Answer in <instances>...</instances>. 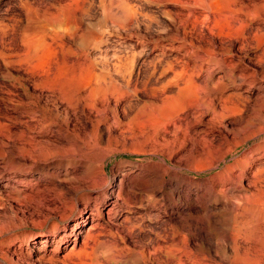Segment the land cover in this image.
I'll use <instances>...</instances> for the list:
<instances>
[{"label":"rangeland","instance_id":"rangeland-1","mask_svg":"<svg viewBox=\"0 0 264 264\" xmlns=\"http://www.w3.org/2000/svg\"><path fill=\"white\" fill-rule=\"evenodd\" d=\"M191 3L0 0V264H264V10Z\"/></svg>","mask_w":264,"mask_h":264},{"label":"bare ground","instance_id":"bare-ground-1","mask_svg":"<svg viewBox=\"0 0 264 264\" xmlns=\"http://www.w3.org/2000/svg\"><path fill=\"white\" fill-rule=\"evenodd\" d=\"M188 2H192L191 4H192V6H193V4L195 5V6H204L202 9L203 10H206L207 9V6L206 5H204V3H203V0H187ZM205 2V1H204ZM225 2H226V6H224V9L225 10H223L222 8H218V7H213V6H211L210 5V7H208V9L206 10L210 15H211V17H214V18H216V16H217V18H218V15H220V14H223V12H227L228 14H230V15H245L246 16V18L248 19V20H251L253 17H255V16H259L260 14H263V11H262V13L260 12V9L262 10V8H263V10H264V0H225ZM206 3V2H205ZM200 7H198V8H200ZM193 8V7H192ZM194 8H196V7H194ZM201 9V10H202ZM199 10V9H198ZM198 13V12H197ZM196 13V14H197ZM203 13V12H202ZM182 15V14H181ZM189 15V14H188ZM199 15H200V13H199ZM264 15V14H263ZM186 16H187V13H186ZM229 17H232V16H229ZM235 17V16H234ZM193 18H195V17H193ZM216 18V19H217ZM191 19V18H190ZM197 20V19H196ZM195 20V21H196ZM201 20V19H200ZM230 20V19H229ZM194 21V22H195ZM221 21H223V20H221ZM227 22V21H226ZM229 23V22H228ZM227 24V23H226ZM180 25V24H179ZM182 27V26H181ZM196 27V26H195ZM92 29H93V27H92ZM243 29V28H242ZM209 30V29H208ZM90 30H88L87 32H89ZM210 31V30H209ZM219 31V30H218ZM221 31V30H220ZM196 32V31H195ZM222 32V31H221ZM220 33V32H219ZM221 34H223V33H221ZM82 35V34H81ZM83 35H85V34H83ZM89 35V34H88ZM240 35V34H239ZM189 36V35H188ZM232 37V36H231ZM235 37V36H234ZM207 41V40H206ZM86 42H88V41H86ZM193 42V41H192ZM201 42H203V41H201ZM229 44V43H228ZM227 44V45H228ZM243 44V43H242ZM205 45H207V44H205ZM210 46V45H209ZM207 48V47H206ZM213 48V47H212ZM211 48V49H212ZM208 51L210 50V48H208L207 49ZM204 51H206V49H204ZM208 51H207V53H208ZM212 50H210V52H211ZM226 51H228V50H226ZM210 52H209V54H210ZM208 54V55H209ZM211 54H212V52H211ZM210 58H211V56H210ZM91 65V64H90ZM237 66L238 65V63L237 62H235V63H233L232 64V68L234 67V66ZM92 66V65H91ZM94 66H95V64H94ZM88 68V67H87ZM92 68V67H91ZM91 68H88L87 70H86V72H87V76H84L85 78H87L88 76H89V78H91V80H92V84L93 85H91L90 86V88L88 87V91H87V93L85 94L87 97H89V98H95V97H97L98 95H113L114 93H118V92H121V90L122 89H119L120 87H118L117 86V82L115 83L114 81H112L111 79V75H110V73L109 72H106L105 70L104 71H101V70H99L98 72L96 71H94L93 69H91ZM107 69V68H106ZM82 72H84V71H82ZM68 73V72H67ZM114 73V72H113ZM84 75H86V74H84ZM251 75V74H250ZM249 75V76H250ZM252 76V75H251ZM73 77V76H72ZM80 77H81V75H80ZM190 77V76H189ZM188 77V79H187V82H188V80H190V78H191V80H192V77H190L189 78ZM242 77H243V74H238L235 78H234V80L233 81H236V79L237 80H240V79H242ZM250 78V77H249ZM252 78V77H251ZM82 79V78H81ZM107 79H108V81H107ZM254 79V78H253ZM74 80V79H73ZM77 80V79H76ZM80 79H78L77 81H79ZM191 80H190V83H191ZM250 80V79H249ZM243 81V80H242ZM186 82V84L185 85H183V86H187L188 85V83ZM71 82H69V84H70ZM128 83V82H127ZM250 83V82H249ZM69 84L67 85V87L69 86ZM170 84V83H169ZM71 85V84H70ZM73 85V86H72ZM71 85V89H70V87H68L70 90H69V97H71L72 98V101H73V99H74V101L73 102H75V100H77L78 101V99H81V97H85V95L84 96H82L81 95V90H80V85H78V84H72ZM88 85V84H87ZM166 85H168V84H166ZM225 84H223L222 86H224ZM119 86H120V84H119ZM164 86V85H163ZM173 85H169V86H167V88L164 90H160V91H157V92H155L154 93V91L153 92H151L150 93V95L152 94V96L153 95H155V97H156V95L158 96V97H170V95L172 94V96L175 94V91H174V94H173V92H171V94H165V92L166 91H170L171 90V87H172ZM174 86H176V85H174ZM84 86H82V88H83ZM188 87V86H187ZM187 87H186V90H185V87H184V90H183V87L181 88L182 89V91H184L183 93H181V94H179V95H181L182 97H181V100H183V104H184V106H185V103L184 102H190V101H193L194 99H195V97H196V87L195 86H193V84L187 89ZM177 88V87H176ZM220 88V86L218 87V90H222V88L221 89H219ZM86 89V88H85ZM118 90H120V91H118ZM85 91V90H84ZM136 92V91H135ZM181 92V91H180ZM179 92V93H180ZM59 93H61V92H59ZM85 93V92H84ZM124 92H122L121 94H123ZM129 93V92H128ZM154 93V94H153ZM168 93V92H167ZM218 93V92H217ZM127 94V93H126ZM220 94V93H219ZM149 95V94H148ZM69 97H68V99H69ZM174 97V96H173ZM175 98V97H174ZM180 98V97H179ZM86 99V98H85ZM172 99V98H171ZM70 100V99H69ZM162 100H164V98L162 99ZM167 100H170V99H167ZM173 100V99H172ZM71 101V100H70ZM80 102V101H79ZM179 102H180V99H179ZM180 104V103H179ZM190 104V103H189ZM182 105V104H181ZM110 216V215H109ZM79 223V222H78ZM227 228H229V227H227ZM231 228V227H230ZM230 228H229V231L226 229V230H223V231H225V232H223V234H221L222 232L221 231H219V232H221L220 234L222 235V237H220V238H222V240H223V244L218 248V247H216V250H217V248L219 249V251H218V253H220V254H217V255H219L223 260H225L226 261V263L228 262V263H232L233 264V262H237V261H241V260H243L244 258H245V255H242L241 253V255L238 253V251H237V246H235V244H236V237L238 236V235H240V233L242 232L239 228L238 229H233V228H231L232 229V231L230 230ZM71 230H73V228H71ZM231 231V232H230ZM87 235V234H86ZM85 235V236H86ZM88 236V235H87ZM219 237V236H218ZM219 241V240H218ZM221 241V240H220ZM219 241V244L221 243ZM218 243V242H217ZM213 245V244H212ZM216 245V244H215ZM213 249H215V246H214V248ZM212 250V249H211ZM215 250V251H216ZM214 251V252H215ZM170 252V251H169ZM209 252V251H208ZM217 252V251H216ZM216 252H215V254H216ZM168 253V252H167ZM171 253V252H170ZM213 254V253H212ZM170 255V254H169ZM211 255V254H210ZM216 257V256H215ZM218 257V256H217ZM224 261V262H225ZM244 261V260H243ZM139 262V261H138ZM155 262H157L158 263V261H155ZM220 262V261H219ZM157 263H155V264H157ZM168 263V262H167ZM217 264H218V262H216ZM222 263V262H221ZM221 263H219V264H221ZM246 263V262H245ZM142 264V263H141Z\"/></svg>","mask_w":264,"mask_h":264}]
</instances>
